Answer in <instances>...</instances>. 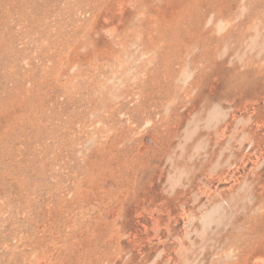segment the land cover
<instances>
[{"label": "rangeland", "instance_id": "374dc122", "mask_svg": "<svg viewBox=\"0 0 264 264\" xmlns=\"http://www.w3.org/2000/svg\"><path fill=\"white\" fill-rule=\"evenodd\" d=\"M0 264H264V0H0Z\"/></svg>", "mask_w": 264, "mask_h": 264}]
</instances>
